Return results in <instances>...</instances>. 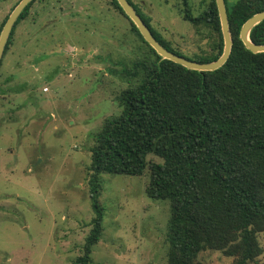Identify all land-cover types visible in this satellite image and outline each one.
Here are the masks:
<instances>
[{"label": "rangeland", "instance_id": "obj_1", "mask_svg": "<svg viewBox=\"0 0 264 264\" xmlns=\"http://www.w3.org/2000/svg\"><path fill=\"white\" fill-rule=\"evenodd\" d=\"M19 1L0 2V26ZM130 1L156 35L184 54L199 53L181 18L183 0ZM200 1L188 3L197 9ZM110 2L36 0L2 55L0 264H74L82 255L94 217L87 170L93 136L120 114L115 97L132 83L120 76L121 65L144 48ZM147 178L101 176L103 233L93 264H167L169 203L147 196ZM258 241L262 253L250 264H264V234ZM199 262L233 264L211 250Z\"/></svg>", "mask_w": 264, "mask_h": 264}, {"label": "trees", "instance_id": "obj_2", "mask_svg": "<svg viewBox=\"0 0 264 264\" xmlns=\"http://www.w3.org/2000/svg\"><path fill=\"white\" fill-rule=\"evenodd\" d=\"M35 1L15 21L4 55L16 25ZM128 2L168 51L200 63L221 56L215 0H201L197 9L183 0L181 18L200 43L199 53L189 55L156 35L149 17ZM110 3L144 48L132 63L121 65L120 76L132 83L115 97L120 114L106 119L93 136L87 170L94 217L74 264H93L92 250L102 237L104 214L97 198L103 174H147V196L169 203L167 264H200L199 255L207 250L232 258L233 264L255 262L262 253L258 238L264 234V53L250 52L239 35L250 17L264 11V0H225L233 45L226 63L211 72L162 59L117 1ZM249 39L264 45V20L252 28Z\"/></svg>", "mask_w": 264, "mask_h": 264}, {"label": "water", "instance_id": "obj_3", "mask_svg": "<svg viewBox=\"0 0 264 264\" xmlns=\"http://www.w3.org/2000/svg\"><path fill=\"white\" fill-rule=\"evenodd\" d=\"M121 9L123 10L124 14L129 18V20L135 25L140 35L143 37L144 41L155 51L157 55H159L162 59L170 60L182 67L199 71V72H211L221 68L226 61L228 60L231 48L233 45L231 33L229 30L227 12L225 7V0H215L219 21H220V28L223 37V52L221 56L213 62L209 63H200L188 60L184 57L178 56L167 49H165L153 36L151 31L142 21L140 16L136 13L132 5L128 2V0H116ZM31 2V0H20L19 3L15 6L11 14L8 16L7 20L5 21L3 28L0 32V60L2 58L5 45L9 38L10 32L14 26L15 21L19 17L20 13L23 9ZM264 20V11L259 12L252 17H250L242 26L240 30V40L250 52L256 53H264V45H256L252 43L249 39V33L254 26L259 24Z\"/></svg>", "mask_w": 264, "mask_h": 264}]
</instances>
